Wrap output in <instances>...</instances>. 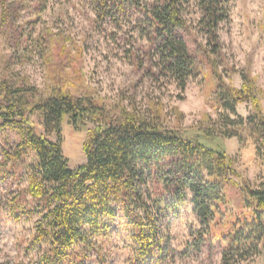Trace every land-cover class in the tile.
I'll list each match as a JSON object with an SVG mask.
<instances>
[{"label":"trees","instance_id":"obj_1","mask_svg":"<svg viewBox=\"0 0 264 264\" xmlns=\"http://www.w3.org/2000/svg\"><path fill=\"white\" fill-rule=\"evenodd\" d=\"M83 1L100 24L134 26L144 43L135 60L145 59L157 81H173L184 91L189 79L210 68L215 105L225 113L219 125L184 136L163 127L155 106L142 113L121 105L112 112L89 96L75 97L57 80L46 98L28 85L1 81L0 131L11 127L19 139L0 145V175L15 176L24 168L26 180L5 208L16 221L35 218L29 246L38 248L37 264H107L104 244L119 227L130 234L128 264H158L166 247L157 215L177 210L188 194L203 226L199 239L213 234L223 243V264L264 260V178L257 185L236 181L233 159L216 141L219 136L242 142L248 132L264 148L262 92L255 79L242 73L238 88L218 70L217 33L229 18L231 0H195V25L184 14L193 0ZM22 3L4 0L0 19L13 25ZM238 104L251 105L245 120L235 111ZM35 114L39 125L32 120ZM66 120L75 131L87 132L85 163L73 169L60 144ZM29 154L33 160L27 164ZM148 182L160 193L149 197L151 204L140 191Z\"/></svg>","mask_w":264,"mask_h":264},{"label":"rangeland","instance_id":"obj_2","mask_svg":"<svg viewBox=\"0 0 264 264\" xmlns=\"http://www.w3.org/2000/svg\"><path fill=\"white\" fill-rule=\"evenodd\" d=\"M3 1L0 0V13ZM22 1L13 25L0 19V82L28 85L46 98L57 80L75 97L89 96L112 112L121 105L142 113L155 106L161 110L163 127L184 136L219 125L217 121L225 112L215 105L216 86L210 68L205 67L200 76L189 79L181 91L173 81L162 77L157 81V74L150 72L145 59L135 60L144 43L131 24L114 27L96 22L92 6L83 0ZM229 9V18L220 24L217 33L218 70L238 88L242 86L241 74H250L262 92L264 115V0H231ZM185 11L186 19L195 25L199 17L196 1ZM197 36L199 41H205L200 33ZM140 61L142 64H138ZM235 111L245 120L251 105L238 104ZM32 120L39 125L38 114ZM61 131L60 144L69 167L84 164L82 143L87 132L75 131L67 120ZM243 136L242 142L219 136L216 141L233 159L234 171L239 175L235 180L245 179L257 185L264 178V148L250 133L243 132ZM18 139L11 127L0 131V145L11 146ZM51 140L57 141L55 136ZM204 143L216 146L208 140ZM32 157H25L27 164ZM23 170L18 169L15 176L0 175V264H37L38 260V248L29 246L35 218L16 221L5 208L10 194L26 186ZM140 191L147 204L152 201L149 197L160 195L151 182L141 186ZM157 217L166 247L158 264H223V243L214 240L213 234L199 239L203 226L194 211L191 194L177 210L161 211ZM129 235L128 230L119 227L104 244L107 264H128ZM251 264H264V260L256 257Z\"/></svg>","mask_w":264,"mask_h":264}]
</instances>
